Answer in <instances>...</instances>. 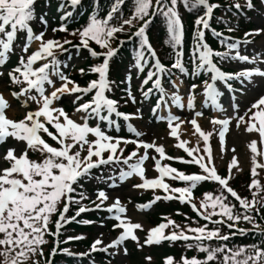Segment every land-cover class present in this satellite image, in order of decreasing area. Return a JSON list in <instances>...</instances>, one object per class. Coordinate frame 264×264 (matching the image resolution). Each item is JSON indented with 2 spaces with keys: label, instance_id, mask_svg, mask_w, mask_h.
<instances>
[{
  "label": "snow or ice",
  "instance_id": "snow-or-ice-1",
  "mask_svg": "<svg viewBox=\"0 0 264 264\" xmlns=\"http://www.w3.org/2000/svg\"><path fill=\"white\" fill-rule=\"evenodd\" d=\"M38 0H0V78L5 76V66L10 60V55L14 54V44L18 39V34L25 33V43L22 46V52L27 53L33 41H39V50L28 56L27 60L21 56L18 66L8 70L7 76L9 81L15 85H26L20 91L10 93L12 97L20 100L22 97L23 105L27 107L28 102L32 101L39 105L34 111H28L23 119L15 120L7 115L11 111L12 105L8 99L0 93V145L4 144L11 138L23 147L19 150L9 148L3 159L10 165L0 169V256L4 257L2 264H27L32 255L42 253V246L48 241L46 235L57 237V243L52 250V256L57 254L75 255L69 249H59V239L61 229L68 223L76 220L81 213L105 210L108 213L115 212L114 219L118 221L114 228L122 229L119 236L107 245H103L102 238H97L91 245L89 253H81V256L90 255L91 252H105L109 249H120V246L128 239L135 241L139 247L144 245L161 244L163 242H185L187 249L195 248L198 252L204 253L203 258L193 256L191 258L182 256L177 262L174 257H166L165 264H264V247L259 244L243 245L229 247L227 243H221L212 246L214 240L227 242L237 233L247 235L248 230L236 228L241 221L255 224L252 211L259 212L258 204L264 206V198L261 201L256 200V195L264 191V186L256 179L259 175L257 169L264 170V162L257 160V157L264 158V151L258 149L257 140L251 141L249 147L253 153V168L251 169L252 181L249 189H256L253 193V199L249 201L246 197H241L231 186L232 169L238 168V160L233 156L229 166L228 177H222L218 174V169L213 163L212 150L205 147L203 154L196 148H187L188 143L180 139L178 130L185 121L180 117L170 115L169 127L170 135L178 139L176 145L186 151L191 159L177 157H166L163 146H157L154 142H144L136 139H126L124 137L110 135L107 131L97 124L90 126V119L107 121L108 126L119 130L120 125L116 120L110 119L112 114L122 117L124 121L141 118L139 109L136 113H124L119 111L120 101L110 97L116 86V81L110 79L111 62L118 54L119 48H113L111 41L116 38L117 33H122L125 26L133 25L134 21L143 23L134 36L139 38V51L136 52V59L133 65L138 73H143L145 65L152 61L151 69L146 78L142 81L143 85H148L151 81L153 87L143 91V96L147 99L153 88L161 93L163 100L167 96L163 86V79L170 77L173 71H178L181 75L190 72L189 63L194 64L192 74L196 77L202 74H210L209 79L204 83V95L207 101H211L219 111H224L218 103V97L221 93L217 89V82H223L230 89V81L239 80L241 83L248 81L253 82L254 77H264V70L259 68L246 69L239 72H229L215 62L214 58H227V53L214 50L206 41L205 33L210 28V20L214 9L219 5L210 3V0H131L132 15L128 19H122L117 26L114 21L119 19L118 13L121 12L123 5L127 0H113L111 10L104 17L98 13L90 15L89 22L82 29H77L71 35H79L81 43L75 45L77 48L87 49L93 58L103 57L101 63L91 67L90 72L97 74V79L91 80L87 86L81 87L75 81L69 79L63 72L59 71V64L55 58L54 49L64 48V44H70L71 41L65 39L63 43L55 39L44 40L45 32L36 33L31 26V22L37 19L36 4ZM46 4L48 0H45ZM264 3V0H261ZM95 3V0H94ZM248 8L254 7L253 0H245ZM82 4V0H60L59 9L63 10L62 19L68 20L73 17L74 10ZM185 10L203 9V14L199 15L195 21V47L190 51L186 61L183 49L184 42V23L179 11L180 7ZM237 9L241 7L239 3L234 5ZM72 9V10H69ZM157 16H162L166 25L168 34L167 46L172 52V62L166 65L158 56L153 47L148 29ZM39 22L46 28L48 21L43 15L39 17ZM53 31L67 32V26L61 25L59 29ZM253 33H246L250 36ZM256 34H259L258 32ZM222 36L221 33H216ZM132 37H129L131 39ZM94 41L104 51L97 52L91 47L90 42ZM222 44H226L228 49H237V43H227L226 39H221ZM123 41L120 45L123 46ZM38 68L33 66L40 60H48ZM234 59L255 63L256 58L240 55L237 52ZM84 74V69H81ZM52 76H58L63 83L60 87L54 86ZM131 82V72L125 76V83ZM175 89H179L180 82L171 81ZM52 85L54 90L47 92L45 85ZM72 85V87H69ZM196 84L190 86L191 97L188 100V107L194 106ZM33 91L36 94H32ZM78 94L75 96L73 103L83 100L85 96L91 95L89 101L79 104L75 109L77 113H84L81 116V122L70 118L69 114L63 107L57 106V102L65 95ZM125 103H137L136 97L130 90L125 92ZM172 103L178 108L185 105L183 98L175 92L171 96ZM166 103V101H164ZM159 107V104L157 105ZM156 109H153L155 111ZM239 105L234 106L237 112L235 117L237 127L241 123L246 124L248 133H257L259 142L264 144V97L253 103L244 115H238ZM102 113H107L103 115ZM248 113H251L249 116ZM202 112H196L195 116H202ZM247 117V119H245ZM232 118L215 119L213 124L220 125L219 139L221 144L225 142L226 133L229 132V125ZM191 123L196 132H199L204 141L207 142L211 133L205 134L201 131L200 125L196 119L188 121ZM128 130L140 137L142 133L131 124ZM45 136L51 138L56 144L53 146L47 142ZM91 137V138H90ZM133 144L136 150L132 151L127 157L123 156L125 151L121 145ZM145 151L141 155L139 149ZM149 149H154L155 153L161 158L168 160H177L180 163L196 165L200 169L198 173L186 174L175 167L162 165L160 159L155 156L152 159L155 162V170L158 171L159 177L148 179L145 177L146 168L143 167L145 161L149 160ZM29 150L41 153L43 159L35 161L29 158ZM234 153L235 149H231ZM105 153H108L105 158ZM119 153V154H118ZM83 154V155H82ZM95 157L96 159H93ZM135 158L134 163H129ZM110 163L128 166L127 171L121 172V179L130 178L138 175L143 178V183L136 184V188L162 189L165 195H156L153 201L147 204L137 205L139 210H147L152 207L156 201L160 200H179L181 203H189L193 210L202 218L205 223L199 227L182 228L175 221L168 219L167 223H160L158 226L148 230V235L144 243H140V238L135 234V230H143L141 223H132L125 214L127 209L119 198L104 208V202L108 200L105 191H98L96 200H93V208L86 207L82 201L89 197L80 191L84 187V182L90 180L93 176L92 170L99 168L101 165ZM165 177L173 181H182L186 184L183 187H171L165 182ZM214 182L221 189L218 194L206 192L202 195L199 207L194 202L195 190L202 186L203 183ZM78 194V198H77ZM179 194V195H176ZM229 196L239 202L243 213L235 212L236 205L229 201ZM99 201L97 203L96 201ZM60 205H63L62 209ZM71 205H79L75 216L69 217L67 213ZM58 213V219L55 221L56 231L50 230L52 216ZM214 217H216L214 219ZM167 219V218H166ZM83 224L92 223L88 220L80 221ZM209 224L226 226L229 229H235L231 235H222L220 227L209 228ZM172 227L170 233L165 230ZM178 229V231H177ZM191 233V235L189 234ZM264 236V232L257 233ZM85 237H69V240H80ZM103 245L102 247H100ZM127 254V249H123ZM150 261L151 257H147ZM47 264H53L49 259Z\"/></svg>",
  "mask_w": 264,
  "mask_h": 264
},
{
  "label": "rangeland",
  "instance_id": "rangeland-1",
  "mask_svg": "<svg viewBox=\"0 0 264 264\" xmlns=\"http://www.w3.org/2000/svg\"><path fill=\"white\" fill-rule=\"evenodd\" d=\"M256 1L259 2V4L255 7L257 9V12L255 13V19L259 27V34H256V36H258L257 40L247 41L246 43H237V49H228L229 53L235 57L238 52L240 55L248 56L250 60L252 58H256L255 63L235 59L236 63L235 66L232 68L238 72L254 68L264 70V3H262L261 0ZM46 20L48 21L47 27L45 28L42 25V28L36 32L37 34L41 31L45 32V41H47L48 39H54L52 22L49 19ZM39 45V41H33L28 49V52L25 54H31V52L39 50ZM20 50L21 52H19L18 56H24V52H22V47L20 48ZM54 53L55 58L60 61L59 71L63 72L64 75H66L67 77L69 75L67 73L68 69H70L72 65L83 64L86 56V53L79 49L76 51H72L68 58L63 62L59 58L62 53L56 52V49H54ZM51 59L52 58L49 57L48 60L37 61V63L33 67L38 68L46 62H50ZM18 63L19 58L15 67L18 66ZM8 70L11 69L6 65L4 69L5 76L3 78H0V93H3V95L6 97V99L9 100L12 105V109L11 111H7V115H9L10 118H13L15 120H20L23 119L26 112L36 110L39 105L35 102L29 101L27 107H25L23 105V97L20 100H17L10 95V93L13 91H20L23 85L12 84L7 76ZM137 72V69L133 67L131 82L126 84L124 81L123 84L125 85V92L126 90H130L132 94L136 97L137 103H129L130 105H133L135 109L133 113H136L139 109V115L141 118L132 119L130 121H124L121 117L123 120L124 128L126 129V133L124 135L120 128L117 131L114 128L109 127L107 121H105L104 125L102 121L98 119H90V126H96L97 124H99L102 129L107 131L110 135L124 137L126 139L142 140L144 142H154L157 146L164 147L166 157L181 158V155L183 153H186V151L182 148L176 147L179 141L177 138L172 137L170 135L171 129L169 127V118L170 115H175L180 117L181 120L185 121V123L181 125L178 132L180 139L188 142L186 144V147H198L201 150L200 154H203V150L206 146L210 147L212 150L213 163L216 165L218 170L223 167H227L229 169L233 156L237 158L238 168L240 170L237 171L236 168H233L232 176H237L242 172L253 168V153L251 152L249 145L251 141L257 140L258 149L264 151V144H261L259 142L257 133H248L246 131V124L241 123L240 126L237 127V121L235 119V117L237 116V112L234 111V106L239 105L238 115L242 116L251 107L253 103L257 102L261 97H264V77H254L252 83H249L248 81H244V83H241L239 80H236V82L238 83V89L240 90L228 89L223 82H217V89L221 93V95L218 97V103L224 109V111H219L217 107L211 103V101H207L206 103V97L204 95V83L198 85V87L195 89V99L193 102L194 106L192 108H189L188 100L191 97L192 93L190 92L188 84L184 83L183 81H179L178 79H176L175 81L180 82L179 89L173 88L166 91L168 95L164 96L163 100L161 98L160 92L157 93L158 98L153 103L150 102L151 100H149L148 98L145 100L138 99V96L136 94L137 92L134 90V87H139L142 82L139 76L137 75ZM124 73L126 76V71H124ZM52 79L54 80V86L57 88L60 87L63 83L59 80L58 76H52ZM18 87L20 89L17 90ZM45 87L47 92H51L54 90V87L52 85L46 84ZM69 87H72V85H69ZM174 92L176 94H179L183 98L182 102L185 105L183 108H178L172 103L171 96ZM32 94L36 93L33 91ZM75 96L76 94L63 96L61 100L57 102V106L63 107V109L69 114L70 118L77 122H81L80 118L81 116L85 115L84 113H71L67 110L68 105H73ZM87 97L88 96L85 97V100L87 99ZM164 101H166V103ZM158 104L159 107H157ZM153 109L156 110L153 111ZM196 112H202L203 115L197 117L195 116ZM102 114L107 115V113ZM248 115L250 116L251 113H248ZM117 117L118 116H115V114H112L110 119H114L118 123ZM228 118H232L231 123L229 125V132L226 133L224 144H221L218 134L221 126L218 124H213L212 121L215 119ZM192 119L197 120L202 132H204L205 134L211 133L207 142L204 141L203 137L200 135L199 132L195 131L194 126L191 123H188V121H191ZM245 119H247V117H245ZM129 124H131L138 131H140L142 135L140 137H136L134 133H131L128 130ZM22 147V143H18L15 140H12L11 138H9V140L4 144L0 145V169L10 166L3 159L7 150L9 148H16L17 150H19ZM121 147L125 148V151L123 153L124 157H127L132 151L136 150V146L133 144H128L126 146L121 145ZM128 148H133V150L130 153H127ZM233 148L235 149L234 153L231 151V149ZM144 151L145 150L143 148L139 149V153L141 155L144 153ZM148 153L150 158L149 160L145 161L143 165V167L146 168V178L155 179L159 177L158 171L155 170V162L152 159L153 156H155L156 159H160L162 165H169L173 167L172 162H170L171 160L161 158L159 154L155 153L154 149H149ZM104 155L107 156L108 153H105ZM93 159L96 158L93 157ZM257 160H259L260 162H264V158L261 157H257ZM134 162L135 158L132 161H129V163ZM127 170L128 166L123 164L122 167H120L119 172L110 173L107 177L101 178V184L103 187L102 190L105 191L109 197L108 200L104 202V205L107 208L115 201L116 198H119L121 203L125 205L127 209L125 214H121L122 218L126 216L131 220L132 223H141L143 225V230H135V234L138 235L140 238V243L143 244L144 240L146 239V236L148 235V230L153 228L151 223L148 221V217L146 216L148 213L154 211V204L151 208L147 210H139L137 208L138 204H136V202H138L137 198L145 195L147 190H154L157 192L163 190L159 188L141 189L134 187V185L136 184L143 183V178L138 175H133L130 178H125L122 180L120 178L121 172ZM170 181H172L171 178L165 177V182L169 183L170 186L173 187ZM90 198L96 200L95 195H91ZM114 215L115 212L110 213V215L106 217L107 219L104 220V223L100 224L95 228L96 235L94 238L95 240L97 238H102L103 245H107L112 242L122 232V229L113 227L115 224L118 223V221L114 219ZM103 245H101L100 247H102ZM128 247H133L135 253L142 249L137 245L135 241H132L131 239L126 240L118 250L109 249L111 253H114L115 264H144L142 261L145 260V256L136 258L134 253H129ZM125 248L127 249V254H125L123 251V249ZM87 251L88 253L90 252L89 249ZM93 253L94 252H91V254ZM90 256V264H98V259L96 257H93L92 255Z\"/></svg>",
  "mask_w": 264,
  "mask_h": 264
},
{
  "label": "trees",
  "instance_id": "trees-1",
  "mask_svg": "<svg viewBox=\"0 0 264 264\" xmlns=\"http://www.w3.org/2000/svg\"><path fill=\"white\" fill-rule=\"evenodd\" d=\"M234 0H210V3L219 5V7L214 9L213 17L210 21V30L207 31V42L208 44L215 50H225V45L222 44L220 41L221 38L216 35V33H221L226 36H230L233 38H242L245 34L249 31L254 29V22L253 18V10L248 8L246 5L241 6L239 9L234 7L233 5ZM113 5V0H97L94 3V0L86 1L80 7H78L77 11L71 22L68 25V34H60L62 38H69L72 40L73 43L78 42L79 35L73 36L71 35L72 32L76 31L77 29H82L83 26L89 22L90 15L92 13H98L100 17L106 16V14L111 10ZM57 2L54 0H48L46 4L45 0H38L36 4V14L37 19L34 22L38 23L39 17L43 14L46 10H49L48 16L52 17L53 13L57 11ZM183 23H184V42L183 46L186 53V61L189 57L190 51L195 47V21L199 15L203 14V9L199 10H192L188 11L185 10L182 6L179 8ZM132 15V2L131 0H127V2L123 5L122 10L118 13L119 19L115 20L114 23L119 26V23L122 19H128ZM58 22V20H56ZM143 22L142 21H134L133 25L125 26V30L122 33H117V36H124L128 38L130 35L133 36L134 32L139 29ZM148 34L151 37V40L159 51V54L166 65H170L172 62L173 56L172 52L170 51L169 47L167 46L168 34L166 31V25L164 23V19L162 16H157L148 29ZM133 42H127L125 46L119 50L118 54L113 58L111 62V71H110V79L116 81V86L114 91L109 94L115 97L117 100L120 101L119 109L122 111L130 112V109L127 106H122L123 100L122 97L125 96L124 86H122V82L124 80V69H130L131 64L136 59V52L139 51V38L133 37ZM93 44L96 46L98 50H103L100 48L99 45H96L95 42ZM117 42H112V47H115ZM218 63L222 66L225 63H233V59L227 56L226 59L217 57ZM100 61L99 63H101ZM95 64L91 61V59H87L86 66L75 68L74 75L76 74L75 78L76 81L81 83H86L89 79L93 78L94 76L90 73V69ZM152 61L150 60V67ZM190 72L187 74L190 77L193 76L192 70H194V65L189 63ZM81 69H84V74H81ZM175 71V70H174ZM175 73L180 74L178 71ZM145 77L147 73L143 74ZM181 75V74H180ZM182 77H186V75H181ZM170 82L167 80L166 87H170ZM37 154H31L32 160H36ZM112 165H105L98 169L92 170V178L84 182V187L80 191H83L86 195H88L91 191L96 190L98 184L97 174L98 171H107ZM112 168V167H111ZM253 177L250 172L243 174V176L239 177L235 181L232 182L231 187L241 196L246 197L249 201L253 199V193L256 192V189H249V185L252 181ZM260 181V184L264 186V176L258 175L256 177ZM221 189L218 187L217 184L212 182L203 183L202 186H199L195 190V197L197 200L202 199V195L206 192H214L217 193ZM78 198V194H77ZM264 198V191H260L256 195V200L261 201ZM229 201L236 205L235 212L243 213V209L239 206L238 201L234 198L229 196ZM82 204L86 207L90 205V200L82 201ZM163 204L167 205L170 202L164 201ZM177 204V203H176ZM171 203L170 206L172 209L176 210V215L172 216V219L176 222V224L180 225L182 228L185 227H199L207 223L203 219L198 218L190 209L189 206ZM61 206V205H60ZM259 208V212L257 213L255 210L252 211L251 215L254 217L255 224L259 225L258 228L254 227L253 223H249L246 221L241 220L238 225L240 229L248 230L247 235H241L237 233L236 235L232 236L231 239L227 242H222L218 240H214L211 242L212 246H217L221 243H227L229 247H237L243 245H252V244H259L261 247H264V236H261L257 233L264 232V206L260 204L257 205ZM79 205H72L71 214L75 213ZM163 207H160L162 209ZM171 211V210H168ZM106 213L98 212V211H89L82 213L77 217L75 221L71 224L67 225L62 231L60 235V247L59 249L67 248L75 255L69 256L66 254H57L54 257L53 264H88L89 260L87 257H80L79 254L83 253L86 248L91 246V242L94 235V224H83L80 221L88 220L94 222L96 225L100 224L103 217ZM160 215H153L149 216V221L151 223L157 224L163 218H160ZM56 218V214L52 216V222L50 223L49 227L52 232H54V220ZM216 217H214L215 219ZM209 228L220 227L222 235H231L235 229H229L226 226L221 225H213L209 224ZM171 230H173L171 228ZM178 231V229H177ZM191 234V233H189ZM82 236L85 237L84 239L80 240H69V237H76ZM45 239L48 241L46 245L42 246V255L39 252L35 255L31 256V259L27 262V264H45L48 258V253L53 246L54 237L51 235H46ZM147 250V248H146ZM149 253L154 256V258L149 262H144V264H165L166 257H174L177 262L180 261L182 256H187L189 258L193 256H197L199 258H203L204 253L198 252L195 248L187 249L185 247V242L179 241L175 243L171 242H164L157 247H150ZM98 258L101 259L103 263L108 264V262H114V258L109 253L99 252L95 254ZM136 257L137 254H134ZM141 255H139L140 258ZM4 260L3 256H0V264H2Z\"/></svg>",
  "mask_w": 264,
  "mask_h": 264
}]
</instances>
